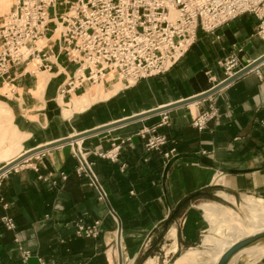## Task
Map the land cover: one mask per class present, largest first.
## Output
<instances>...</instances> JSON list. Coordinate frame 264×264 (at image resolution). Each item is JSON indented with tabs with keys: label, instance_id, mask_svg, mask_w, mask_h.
<instances>
[{
	"label": "crops",
	"instance_id": "crops-1",
	"mask_svg": "<svg viewBox=\"0 0 264 264\" xmlns=\"http://www.w3.org/2000/svg\"><path fill=\"white\" fill-rule=\"evenodd\" d=\"M12 6L0 0V24ZM256 24L241 14L212 33L197 29L167 71L122 87L109 73L100 96V82L59 92L75 64L57 51L54 33L48 68L29 62L10 69L0 77V102L12 112L25 152L205 92L224 79L220 62L226 57L244 62L264 54ZM86 98L87 106L63 116L73 100ZM205 111L211 114L197 129L191 122ZM151 134L165 136L159 150L145 149ZM115 147L113 160L100 156ZM170 148L175 155L165 159L161 153ZM81 160L103 196L77 172ZM209 195L264 201V60L201 99L43 149L1 173L0 264H122L158 238L166 252L187 247L185 253L205 225L195 202ZM94 221L96 236L75 233L76 224Z\"/></svg>",
	"mask_w": 264,
	"mask_h": 264
},
{
	"label": "built area",
	"instance_id": "built-area-1",
	"mask_svg": "<svg viewBox=\"0 0 264 264\" xmlns=\"http://www.w3.org/2000/svg\"><path fill=\"white\" fill-rule=\"evenodd\" d=\"M12 1V8L0 24V77L7 78L10 69L29 62L47 69L49 64L44 60L53 48L51 36L55 33L57 51L75 64L74 71L62 82L60 93L84 82H101L109 73L125 86L161 74L188 50L197 29L212 33L241 14L257 19L255 33L264 41V0ZM250 62H241L235 55L226 57L220 62L224 79ZM210 114L201 113L191 124L202 128ZM165 142L164 135L151 134L144 147L159 150ZM116 149L100 156L113 160ZM161 154L169 159L175 150L170 148ZM77 172L85 173L90 184L98 188L83 160ZM1 221L6 228L13 227L8 218ZM75 233L94 237L97 222L78 223Z\"/></svg>",
	"mask_w": 264,
	"mask_h": 264
},
{
	"label": "bare ground",
	"instance_id": "bare-ground-1",
	"mask_svg": "<svg viewBox=\"0 0 264 264\" xmlns=\"http://www.w3.org/2000/svg\"><path fill=\"white\" fill-rule=\"evenodd\" d=\"M45 80L46 78H43L41 80V86H43ZM59 102L62 103L61 101ZM88 104V98L77 101L73 100L70 104H68V109L63 110V114L64 116H67L71 111L80 110ZM2 111L5 112L4 115H6L9 119L12 118V112H10L9 107H7L3 103H0V123L2 122ZM12 129L15 133H17L14 128ZM5 138L6 136L4 135L3 131L0 130V144L5 143ZM19 140L21 141L22 138ZM17 149L19 151V149H21V146ZM17 153L18 152L16 151H11V149L2 151L0 152V159L9 162L11 161V159H13V157H15ZM230 201L234 203L232 199H230ZM245 202L247 205H254L258 207L260 212L250 211L247 217L242 218L231 209L219 204L203 203L199 204L198 208L202 210L203 215L207 219V221L211 222L213 226L220 227L218 234L221 237H224L226 240L232 239L235 242L241 238L264 230V201H260L258 204H256L252 199L246 198ZM225 229H228V231L230 232L226 236H223ZM170 238L174 239L173 247L175 250L176 245L174 230L170 232ZM202 244L204 246L214 247L216 249L209 253V255H211L210 260L202 261L201 255L203 252L190 249L183 253L180 257H178L174 261V264H215L222 252L226 250V247H229L231 245H229V243L224 244L222 241L210 236L205 237ZM262 256H264V241L251 243L238 249L229 257L226 264H234L239 258H242L243 263L248 262L249 264L256 262ZM142 264H157V261L154 258H147Z\"/></svg>",
	"mask_w": 264,
	"mask_h": 264
},
{
	"label": "rangeland",
	"instance_id": "rangeland-1",
	"mask_svg": "<svg viewBox=\"0 0 264 264\" xmlns=\"http://www.w3.org/2000/svg\"><path fill=\"white\" fill-rule=\"evenodd\" d=\"M112 75H114V74H112ZM114 77H115V81L118 80V79H116L115 75H114ZM120 82L121 81L118 80L119 84H117V86L119 85L120 87H122L123 83H120ZM100 84L102 85V82H100L98 84L99 96L102 95L100 92L101 90L99 88V87H101ZM75 101H77V100H75ZM0 103H2V102H0ZM4 114H5V112L2 111L1 115H3V116H2V122L0 123V130L3 131L4 135L6 136V138H5L6 141H5V143L0 144V152L8 150V149H11V151L18 152L15 155V157H13V159H14L17 156H19L20 153H23V152H21V149H19V151H18L17 148L21 146V141L24 138L17 132L16 128L12 125L11 119H9ZM12 128H14L17 133H15ZM21 138H22V140L20 141L19 139H21ZM13 159H11V161ZM11 161H9V162H11ZM9 162L0 159V167L5 165V164H8ZM241 198L242 197H240V198L236 197V201L234 203L233 202L230 203V201H228L226 199H222V198H218V197L209 195L206 197L199 198L198 200H196L195 203L200 202V203H198V205L203 204V203L219 204V205H222L226 208L231 209L236 214H238V216H240L242 218L247 217L249 215L250 211L260 212L258 207L254 206V205H247L245 202L246 198H244L242 201H241ZM249 199H252L256 204H258L261 201V200H255L253 198H249ZM219 230H220L219 226H213L211 224V222L207 221V219L205 218V225H204L203 230L199 233V236L197 237L196 242L194 244H191V246H190V247H192L193 250L203 252L201 255L202 261L210 260L211 255H209V253H211L213 250H216L214 247H207V246H204L202 244L205 237H207V236L213 237L215 239L222 241L224 244L229 243V245H230V244L234 243V241L232 239L226 240L224 237H221L218 234ZM229 232L230 231H228V229H225L223 236H226ZM261 241H264V238L257 240L253 243H258ZM166 242H168V241H166ZM163 243L164 242H163L162 238H158L154 242L150 241L148 243L145 251L141 252V254L138 255L134 260H126L122 264H142L147 258L149 259V258H154V257H156L157 264H174V261L176 260V258L181 256L187 248V247L182 248V249H180L176 252H173V253L169 252V250H168V252H166L167 249H165V248H168V246L163 244ZM261 258L263 259L264 256H262ZM261 258H259V259H261ZM237 263L238 264H248V262L243 263L242 258H239L234 264H237ZM249 264H251V263H249Z\"/></svg>",
	"mask_w": 264,
	"mask_h": 264
},
{
	"label": "water",
	"instance_id": "water-1",
	"mask_svg": "<svg viewBox=\"0 0 264 264\" xmlns=\"http://www.w3.org/2000/svg\"><path fill=\"white\" fill-rule=\"evenodd\" d=\"M263 60H264V54H262L261 56H259L256 59L252 60L249 64H247L246 66H244L243 68H241L240 70H238L237 72H235L234 74H232L231 76H228L227 78L221 80L217 84L211 86L205 92H203L201 94H198L196 96H193L191 98H188L186 100H182V101L176 102L174 104H171L169 106H165V107H162V108L154 109V110H151L149 112H145L143 114H139V115H136V116H132V117L127 118L125 120L116 122L114 124H109L107 126H103L102 128H98L96 130H90V131H87V132H84V133H81V134H77L75 136L63 138L61 140H58V141H55V142L46 144L44 146H40V147H37V148H33V149H30V150H27V151L23 152L22 154H20L19 156H17L16 158H14L8 164H5V165L1 166L0 167V174L3 173L4 171L10 169L14 165L18 164L24 158L32 155L35 152L41 151L43 149H46V148H49V147H52V146H55V145L63 144V143H66V142H71L72 140H74V139H76L78 137H81V136H84V135H87V134H91V133L96 132L98 130H101L103 128L111 127V126H113L115 124H121V123L130 121V120H134V119H137V118H140V117L149 115L151 113H155V112L164 110V109L169 108L171 106L185 104V103L190 102V101H194V100L201 99V98L205 97L206 95H208V94L214 92L215 90L219 89L220 87L224 86L225 84H227L228 82L232 81L233 79H235L236 77L240 76L241 74L249 71L251 68L255 67L258 63H260ZM262 238H264V230L263 231H260V232H257L255 234H252L250 236H246L244 238H241V239L235 241L233 244H231L229 247H227L226 250H224L222 252V254L219 256V258H218V260L216 261L215 264H226V262L228 261L229 257L235 251H237L238 249H240V248H242V247H244V246H246L248 244H251V243H253V242L257 241V240H260Z\"/></svg>",
	"mask_w": 264,
	"mask_h": 264
}]
</instances>
